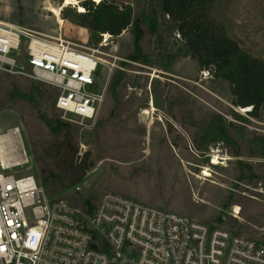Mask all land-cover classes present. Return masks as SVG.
Returning a JSON list of instances; mask_svg holds the SVG:
<instances>
[{
  "label": "rangeland",
  "instance_id": "rangeland-1",
  "mask_svg": "<svg viewBox=\"0 0 264 264\" xmlns=\"http://www.w3.org/2000/svg\"><path fill=\"white\" fill-rule=\"evenodd\" d=\"M64 1L0 0V23L94 51L100 60L96 81L107 86V96L96 121L80 126L61 119L48 86L0 73V133L18 127L31 158L14 175L33 176L49 199H62L81 210H93L103 194L113 193L264 245V158L252 142L264 138V109L253 119L250 108L234 107L230 86L185 55L156 1L106 0L132 8L133 21L142 31L139 54L134 53L132 28L90 46L88 31L63 19L62 10L78 13L75 6L63 7ZM75 1L79 6L93 2ZM56 9H61L58 18L51 12ZM209 17L224 25L243 50L264 60V0H215ZM116 76L122 79L114 96L109 89ZM34 85L46 97L32 106L20 95ZM38 112L68 125L79 159L89 154L88 172L77 187H64L58 172L69 154L65 133H50ZM213 115L225 120L227 140L200 149V131ZM215 156L218 165H212ZM205 169L211 174L207 182L198 180ZM233 206L241 209L239 215Z\"/></svg>",
  "mask_w": 264,
  "mask_h": 264
},
{
  "label": "built area",
  "instance_id": "built-area-1",
  "mask_svg": "<svg viewBox=\"0 0 264 264\" xmlns=\"http://www.w3.org/2000/svg\"><path fill=\"white\" fill-rule=\"evenodd\" d=\"M99 64L92 50L0 23V73L55 90L65 121H96ZM30 163L20 129L0 133V264H264L258 242L113 193L93 210L49 199L33 176L14 175Z\"/></svg>",
  "mask_w": 264,
  "mask_h": 264
},
{
  "label": "trees",
  "instance_id": "trees-1",
  "mask_svg": "<svg viewBox=\"0 0 264 264\" xmlns=\"http://www.w3.org/2000/svg\"><path fill=\"white\" fill-rule=\"evenodd\" d=\"M153 1L157 2L162 16L173 25L185 55L196 62L200 70L210 72L214 80H220L230 86L234 107L250 108L248 116L258 119L264 109V60L243 50L237 41L228 35L224 25L217 24L210 19L215 0ZM81 7L84 10L82 13H76L75 9L68 10L67 8L62 10L61 15L63 19H69L72 24L88 31L90 46H98L103 35L116 38L132 28L134 53L139 54L142 31L139 23L133 21L132 8L129 5L118 7L102 0L99 3L84 2ZM66 12L70 13V17L66 16ZM144 20L146 19L144 18ZM155 26L154 24L150 28L151 35L155 34ZM121 79V76H116L113 79L109 89L110 94L116 95ZM50 90L52 93H50L49 99L54 104L56 91L51 88ZM45 97V91L35 85L28 93L20 95V98L32 106L38 101H43ZM232 115L241 122H247V119L241 116ZM38 119L43 122L50 133L54 135L60 132L65 133V152L70 153L69 147L73 146L68 125L50 119L40 112H38ZM225 123V120L219 115L211 117L207 128L200 131V149L205 150L209 144L227 140ZM228 125L233 127L231 124ZM252 142L254 151L258 153L259 157L264 158V138H254Z\"/></svg>",
  "mask_w": 264,
  "mask_h": 264
},
{
  "label": "water",
  "instance_id": "water-1",
  "mask_svg": "<svg viewBox=\"0 0 264 264\" xmlns=\"http://www.w3.org/2000/svg\"><path fill=\"white\" fill-rule=\"evenodd\" d=\"M70 153L65 160L58 165V172L64 183V187L73 188L79 185L88 172L89 154L86 153L81 159L77 156L76 150L69 147Z\"/></svg>",
  "mask_w": 264,
  "mask_h": 264
},
{
  "label": "bare ground",
  "instance_id": "bare-ground-1",
  "mask_svg": "<svg viewBox=\"0 0 264 264\" xmlns=\"http://www.w3.org/2000/svg\"><path fill=\"white\" fill-rule=\"evenodd\" d=\"M100 1H102V0H93V2H96V3H99ZM67 6H75V7H77L79 13H82L84 11L83 8L81 6H79L75 0H65L64 4H63V7H67ZM60 11H61V9H58V10L56 9V10H52L51 12L53 13V15L56 18H58L59 15H60ZM58 23L62 25V20L60 18L58 19ZM151 107H152L151 111L154 112L155 111L154 107L152 105H151ZM241 111H246V110H241ZM212 159H213L212 165L213 164L214 165H218L219 164V162H217L218 160L216 161V156L213 157ZM210 178H211V174H210L209 169H205L201 173V175L198 178V180L207 182ZM233 209H234V214H236V215L240 214L241 209L238 206H233Z\"/></svg>",
  "mask_w": 264,
  "mask_h": 264
}]
</instances>
